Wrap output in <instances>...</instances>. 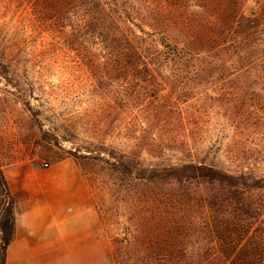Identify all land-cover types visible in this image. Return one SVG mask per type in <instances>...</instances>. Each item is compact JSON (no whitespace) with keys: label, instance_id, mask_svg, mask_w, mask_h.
I'll list each match as a JSON object with an SVG mask.
<instances>
[{"label":"rangeland","instance_id":"1","mask_svg":"<svg viewBox=\"0 0 264 264\" xmlns=\"http://www.w3.org/2000/svg\"><path fill=\"white\" fill-rule=\"evenodd\" d=\"M123 1L132 2L136 19L152 6L150 0ZM212 1L213 74L207 80L170 76L147 82L100 60L99 46H67L64 0H0V166L44 167L71 159L91 201L87 214L67 224L63 243H41L24 258L12 247L7 264H115L119 254L135 253L121 249L135 242L137 223L182 218L195 225L185 239L191 244L172 254H260L264 190L244 196L255 218L246 226L254 239L230 249L205 231L208 218L199 195L183 196L167 183L135 184L122 165L135 155L149 168L203 162L234 176L264 178V65L248 69L245 61L247 35L264 38V0ZM191 11L196 19L202 12ZM259 15L262 22L249 26L245 19ZM251 45L262 46L258 39ZM158 85L166 91L155 99L150 90ZM1 237L0 232V247ZM1 259L0 248V264Z\"/></svg>","mask_w":264,"mask_h":264},{"label":"trees","instance_id":"2","mask_svg":"<svg viewBox=\"0 0 264 264\" xmlns=\"http://www.w3.org/2000/svg\"><path fill=\"white\" fill-rule=\"evenodd\" d=\"M55 1V0H52ZM67 7V46L87 51L90 45L99 46L103 56L99 59L119 67L126 76L143 78L141 81H169V77L207 80L213 74L211 59L216 40L212 32V0H175L176 5H159L150 0L152 6L145 8L139 18H134L123 0H64ZM196 2L195 6L190 3ZM200 7L202 12H192ZM261 15L246 18L249 26L259 21ZM138 20V22H136ZM264 22V20H263ZM155 23V24H154ZM149 25V26H148ZM149 27L152 32L146 30ZM248 69L261 63L264 65V38L247 35ZM258 39L262 46L254 48L251 43ZM248 43V44H247ZM160 85L151 88L150 96L158 99L165 92ZM121 165V164H120ZM135 184H171L181 188L182 195L197 194L203 200V209L208 218L206 232L230 249H237L242 241L253 240L246 226L254 217L249 216L251 208L244 198L252 191L264 190V178L257 179L245 174L234 176L213 165L189 163L169 166L163 169L146 167L135 155L122 162ZM220 188L223 194L212 192ZM195 189H197L195 191ZM206 192V194L203 193ZM193 193V194H192ZM239 195V196H238ZM182 196V197H183ZM0 232L2 246L1 264H7L9 247L15 241L16 201L9 183L0 166ZM194 208L195 205L190 203ZM241 212L237 216V212ZM189 211V208H188ZM186 210V212H188ZM221 215L217 216L216 214ZM170 222L137 223L133 228L135 242L121 250L135 253H121L115 264H261L264 262V233L259 235L260 254L245 256L211 255L198 256L187 253H170L173 250H188L195 225L186 218L169 219ZM218 220V221H217ZM223 223H219V221ZM189 221V222H188ZM233 227V228H232ZM146 240V241H143ZM143 241V242H142ZM252 243V242H251ZM246 246L245 248H247ZM251 247V246H249ZM135 250H138L136 252ZM143 250L160 254L144 253Z\"/></svg>","mask_w":264,"mask_h":264},{"label":"crops","instance_id":"3","mask_svg":"<svg viewBox=\"0 0 264 264\" xmlns=\"http://www.w3.org/2000/svg\"><path fill=\"white\" fill-rule=\"evenodd\" d=\"M3 172L16 201V234L9 252L19 248L24 258L41 243L57 247L67 236V224L90 211L88 187L71 159L49 168L14 164Z\"/></svg>","mask_w":264,"mask_h":264},{"label":"built area","instance_id":"4","mask_svg":"<svg viewBox=\"0 0 264 264\" xmlns=\"http://www.w3.org/2000/svg\"><path fill=\"white\" fill-rule=\"evenodd\" d=\"M50 165L49 164H44V168H49Z\"/></svg>","mask_w":264,"mask_h":264}]
</instances>
